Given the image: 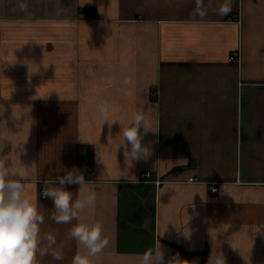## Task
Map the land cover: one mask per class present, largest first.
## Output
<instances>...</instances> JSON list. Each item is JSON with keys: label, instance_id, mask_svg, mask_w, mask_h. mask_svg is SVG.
I'll return each mask as SVG.
<instances>
[{"label": "crops", "instance_id": "0c3cea01", "mask_svg": "<svg viewBox=\"0 0 264 264\" xmlns=\"http://www.w3.org/2000/svg\"><path fill=\"white\" fill-rule=\"evenodd\" d=\"M27 2L22 14L0 0V155L13 171L36 168L25 195L64 253L41 264L77 252L41 195L44 179L73 167L94 181L84 215L110 240L94 264H139L158 241L165 264H208L216 251L227 264H264V0H232L227 16L223 0H206L203 18L193 0ZM101 100L111 119L141 112L158 129H140L149 158L127 166L120 122H103Z\"/></svg>", "mask_w": 264, "mask_h": 264}, {"label": "clouds", "instance_id": "9594fccd", "mask_svg": "<svg viewBox=\"0 0 264 264\" xmlns=\"http://www.w3.org/2000/svg\"><path fill=\"white\" fill-rule=\"evenodd\" d=\"M193 3L192 15L203 18L208 14L206 0H193ZM15 7L22 14L29 11L27 0H17ZM231 11L232 0H223L218 5L217 14L220 16H227ZM124 84L131 85L132 81L126 79ZM97 110L103 122L107 121L110 126L114 121L120 122V145L124 146V158L128 167L132 166L133 161L150 157L151 150L142 144L140 129L143 128L145 133L150 130L158 132V129L152 127L143 113L134 112L127 122L111 119L112 105L107 100H101ZM2 113L3 106H0V114ZM80 140L90 143L83 138ZM2 150L3 143L0 141V151ZM7 160L8 157L0 155V264H41L42 258L48 256L56 262L62 261L63 244H58L55 233L43 230L44 214L37 201L25 195L26 184L36 175L34 164L21 173L13 171V166L8 165ZM42 183V195L53 201L50 218L56 224L71 225L65 234L67 240H74L76 243L77 252L71 264H94V258L101 255L110 243L104 234L103 224L84 215L87 210L95 207L98 200L94 181L86 180L83 172L73 167L65 170L64 175L46 178ZM73 184L79 186L75 194L67 190V186ZM223 189L225 191L224 186ZM201 197L204 198L205 194ZM139 264H165L164 251L159 241L153 249L146 250L139 257ZM167 264H183V261L177 256L167 261ZM208 264H227V260L222 252L216 251L212 252Z\"/></svg>", "mask_w": 264, "mask_h": 264}, {"label": "built area", "instance_id": "2783aa9c", "mask_svg": "<svg viewBox=\"0 0 264 264\" xmlns=\"http://www.w3.org/2000/svg\"><path fill=\"white\" fill-rule=\"evenodd\" d=\"M239 53H235L233 54V56L231 57V62H237L239 59ZM151 178V174L150 173H145V174H142L141 177H140V180L139 182L140 183H148L149 182V179ZM152 184H154L156 186V188H159L160 186H162L163 184H165V182H162L160 180H156L154 182H151ZM199 182H197V180L191 178L188 180V184H198ZM208 190L210 192H212L213 194H217L219 193V186L218 185H215V184H211L208 186ZM42 192L43 190L41 191V195H42ZM43 198H45L43 195H42Z\"/></svg>", "mask_w": 264, "mask_h": 264}, {"label": "trees", "instance_id": "16d2710c", "mask_svg": "<svg viewBox=\"0 0 264 264\" xmlns=\"http://www.w3.org/2000/svg\"><path fill=\"white\" fill-rule=\"evenodd\" d=\"M86 11H87V13H88V12H90V13H93V14H95V10L88 9V10H86Z\"/></svg>", "mask_w": 264, "mask_h": 264}]
</instances>
